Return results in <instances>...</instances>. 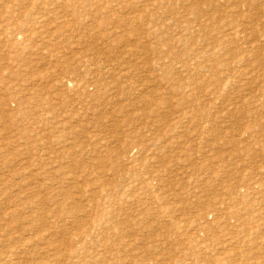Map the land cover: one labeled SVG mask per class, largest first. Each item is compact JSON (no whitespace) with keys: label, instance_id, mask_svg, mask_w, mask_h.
<instances>
[{"label":"rangeland","instance_id":"374dc122","mask_svg":"<svg viewBox=\"0 0 264 264\" xmlns=\"http://www.w3.org/2000/svg\"><path fill=\"white\" fill-rule=\"evenodd\" d=\"M0 264H264V0H0Z\"/></svg>","mask_w":264,"mask_h":264},{"label":"bare ground","instance_id":"6f19581e","mask_svg":"<svg viewBox=\"0 0 264 264\" xmlns=\"http://www.w3.org/2000/svg\"><path fill=\"white\" fill-rule=\"evenodd\" d=\"M177 8V7H176ZM187 27V26H186ZM191 38V37H190ZM225 42V41H224ZM191 75V74H190ZM193 88V87H192ZM192 88H191V90H192ZM195 89H196V87H194ZM248 202H249V200H248ZM263 208V207H262ZM248 215V214H247ZM259 218V217H258ZM255 221V220H254ZM260 221V220H259ZM238 240V239H237Z\"/></svg>","mask_w":264,"mask_h":264}]
</instances>
